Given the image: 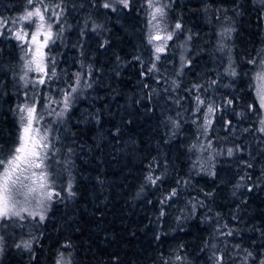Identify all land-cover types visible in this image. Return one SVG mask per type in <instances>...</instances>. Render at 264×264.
<instances>
[{
  "label": "trees",
  "instance_id": "obj_1",
  "mask_svg": "<svg viewBox=\"0 0 264 264\" xmlns=\"http://www.w3.org/2000/svg\"><path fill=\"white\" fill-rule=\"evenodd\" d=\"M35 6L48 8L49 75L28 82L13 33L39 20H18L27 0H0L12 29L0 28V158L19 145V108L35 105L53 195L43 219H0V264H260L264 2ZM156 27L172 37L162 48Z\"/></svg>",
  "mask_w": 264,
  "mask_h": 264
},
{
  "label": "snow or ice",
  "instance_id": "obj_2",
  "mask_svg": "<svg viewBox=\"0 0 264 264\" xmlns=\"http://www.w3.org/2000/svg\"><path fill=\"white\" fill-rule=\"evenodd\" d=\"M117 2L127 8L129 0H117ZM262 2H264V0H262ZM40 3L43 4V0H40ZM27 4L31 5L32 8H26L25 12L18 17V20L28 22V24L31 25L36 22V19H38L39 23L36 24L35 31L31 33L30 44L35 47L29 48V51L32 52V59L26 62L25 67L28 71L34 70L37 73H43L44 76H48L49 73L46 69L45 63L46 54L43 51L52 39L51 24L47 26V29L45 28L44 12H46L48 8L45 6L44 11H41L40 7L35 6L36 0H27ZM103 7L106 9L112 8V5L105 2ZM112 10L115 11L114 8H112ZM160 11V9H157V12ZM153 19H155V16H153ZM9 23V20L0 19V28H4L8 32H12V29L8 27ZM11 23L15 24L17 23V20H12ZM180 27V24H176L177 29ZM0 35H4V33L0 32ZM13 35L17 41H21L22 43L28 42L27 38L29 37V33L23 29L14 32ZM41 36H43L42 41L40 39ZM171 38V35L167 37V39ZM157 39H159V37H157ZM156 51L160 52L162 49L157 48ZM250 63H255V61H250ZM262 63H264V61H262ZM232 74L235 75V72ZM51 76H55L54 71L51 72ZM21 79H23V77H21ZM256 80L258 81V86L256 87V97L258 99L260 109L264 110V70L256 74ZM36 83L43 85L45 84V80L40 78L36 81ZM72 91H75V88H72ZM69 95L70 93L65 95V108L68 107ZM200 103H203V101H200ZM249 107L252 108V105ZM19 111L26 113V115H22L20 117L21 134L19 136V145L13 150L9 157L0 158V216H7L10 212L13 215H19V212L13 211V208L15 207L13 203L15 197L17 195H23L26 197L29 194L37 192L41 196H44L45 193L43 190L47 186V174L44 171H34V169H41L44 164V160L47 158V154L43 152V150L48 147V144L45 143L47 135H41V129L34 127V122L38 123L39 119L42 117H38L36 115L35 105L31 107H20ZM208 111L212 112L213 109L209 107ZM57 115H61V113H57ZM261 123H264V121H261ZM260 130L264 131V128ZM229 154L231 155V150H229ZM30 170L33 171H31L30 175L26 176L25 173H28ZM147 179L155 183L151 176L147 177ZM24 180H30L31 184H24ZM22 188H26L27 192H22ZM171 195H176L175 190H173ZM46 198L51 199V193H48ZM22 211H26V209H22ZM161 215H163V212H161ZM40 218L43 219V216L41 215ZM228 234L231 235V232ZM247 255L251 257L252 253L249 252ZM177 259H180V257L178 256ZM260 264H264V260H261Z\"/></svg>",
  "mask_w": 264,
  "mask_h": 264
},
{
  "label": "rangeland",
  "instance_id": "obj_3",
  "mask_svg": "<svg viewBox=\"0 0 264 264\" xmlns=\"http://www.w3.org/2000/svg\"><path fill=\"white\" fill-rule=\"evenodd\" d=\"M39 22H37L36 24H38ZM36 24L33 25L31 28L29 27H22L23 30L27 31L29 33V37L27 38V51H28V57H27V61L32 59V52L29 51L30 47H35L34 45L30 44V40H31V33L35 31V27ZM45 28L47 29V24L45 23ZM153 35L155 38V43H157L159 45V47L162 48L164 41L167 39L168 34L161 28H155L153 31ZM157 37H159V39H157ZM41 41L43 40V36L40 37ZM26 61V62H27ZM264 70V63L261 66L260 71ZM259 71V72H260ZM42 73H37L36 71H28L26 68V79L28 80V82L32 81L33 79H36L35 77L40 76ZM257 86H258V81H257ZM263 120L264 121V110H263ZM34 127H39L38 124H36V122H34ZM262 128H264V123H262ZM41 129V128H40ZM43 131L41 129V135H43ZM43 152H45V150H43ZM30 170L28 173H25L26 176L31 174ZM34 171L36 172H40V171H44L46 174V169L44 168V164L42 165L41 169H34ZM48 177V174H47ZM23 179V178H22ZM24 184H31L30 180H24ZM22 192H27L26 188H22L21 189ZM45 195L41 196L38 192L37 193H32L27 195L26 197L23 195H17L13 201L15 207L13 208L14 212H19L18 216H22L24 214H29V215H33V216H39L41 217V215L44 217L45 213L47 211V208L50 204V201L52 199V195H53V189L50 185L49 179L47 180V186L46 188L43 190ZM51 193V199H47V194ZM22 209H26V211H22ZM13 215L11 212L7 215V216H11ZM3 216H0V219Z\"/></svg>",
  "mask_w": 264,
  "mask_h": 264
}]
</instances>
